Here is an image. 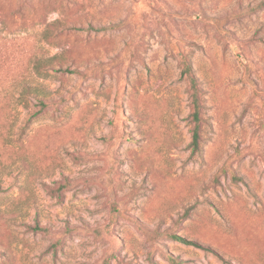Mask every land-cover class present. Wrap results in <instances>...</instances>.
Segmentation results:
<instances>
[{"label": "rangeland", "instance_id": "1", "mask_svg": "<svg viewBox=\"0 0 264 264\" xmlns=\"http://www.w3.org/2000/svg\"><path fill=\"white\" fill-rule=\"evenodd\" d=\"M263 2L0 0V264H264Z\"/></svg>", "mask_w": 264, "mask_h": 264}, {"label": "trees", "instance_id": "2", "mask_svg": "<svg viewBox=\"0 0 264 264\" xmlns=\"http://www.w3.org/2000/svg\"><path fill=\"white\" fill-rule=\"evenodd\" d=\"M181 63H182L181 74L188 78L190 85V92H191L190 97L193 108L192 113L190 114V119L191 122L193 123L190 147L192 149V152L195 153L199 151V143H200V128H201L200 125L202 123L201 110L203 108L202 99H201L202 91L201 88L199 87L198 79L195 76L190 63L185 58L181 59ZM68 72L72 73L73 71L68 70ZM41 107L44 109L46 105L42 103ZM172 238L180 242H186L185 239L181 238L178 235H173ZM173 264H179V262L174 261Z\"/></svg>", "mask_w": 264, "mask_h": 264}]
</instances>
